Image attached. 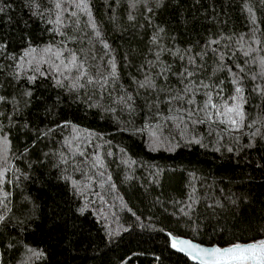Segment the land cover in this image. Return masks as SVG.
Listing matches in <instances>:
<instances>
[{"label": "snow or ice", "instance_id": "obj_1", "mask_svg": "<svg viewBox=\"0 0 264 264\" xmlns=\"http://www.w3.org/2000/svg\"><path fill=\"white\" fill-rule=\"evenodd\" d=\"M172 6L179 10L183 2L103 0L106 11L101 14L96 0H23L20 7L27 9L28 18L13 34L12 24L19 23L13 20V2L0 0V20L6 18L9 25L0 31V264H6L5 252L13 249L24 252L19 264H58L61 253L55 247L26 241L30 230L46 227L49 238L66 250L83 242L75 221L69 238L68 220L56 197L46 204L31 195L36 184L63 187L77 219L95 211L105 246L133 231L120 223L117 200L145 228L109 171L115 146L104 131L84 126L88 117L147 136L150 151L195 145L237 164L252 152H264V0H243L244 31L226 27L228 19H221L215 0L206 5L193 0L192 9H205L203 21L196 12L191 19L181 12L188 33L184 39L167 21L157 22V14ZM207 9L212 26L198 31L208 20ZM35 22L39 35L31 31ZM105 24L121 36L131 32L140 43L121 51L110 42ZM119 153L121 165L137 164L126 158L124 148ZM256 167L264 170V164ZM148 168L149 186L157 188L166 171H175ZM188 175L183 198L169 197L173 211L164 206L162 192L153 199L184 231L148 227L164 233L166 248L182 254L185 264H264V224L249 240L231 239L226 246L203 238L209 235L206 221L238 218L252 206V194H226L227 185L217 188L214 183L205 189L195 172ZM135 179L128 172L122 183ZM212 232L224 233L226 227L218 224Z\"/></svg>", "mask_w": 264, "mask_h": 264}, {"label": "trees", "instance_id": "obj_2", "mask_svg": "<svg viewBox=\"0 0 264 264\" xmlns=\"http://www.w3.org/2000/svg\"><path fill=\"white\" fill-rule=\"evenodd\" d=\"M12 2L15 9L12 12L13 20L19 21V23H13L10 30L16 34L19 29L23 28V20L28 18V12L27 9L20 7L23 0H12ZM182 2L183 7L179 10L172 6L157 14V22L160 20L167 21L176 30L178 39H184L188 35L181 23L180 13L184 12L185 16L191 19V13L196 12L190 7L193 0H182ZM210 2L212 0H202V4L205 5ZM242 2L243 0H215V6L221 19H228L226 27L236 31L246 30L247 21L244 13L240 10ZM96 3L97 7L100 8V13L103 14L106 11L101 7L103 0H96ZM221 4L224 5L223 9H221ZM204 12L203 7L199 12H196L202 21ZM207 12L208 20L204 21L202 26L198 25V31H202L204 27L210 28L212 26L211 10L207 9ZM225 12L227 13L226 17ZM105 26L109 29L110 42L114 47H119L121 51L130 46L136 47L140 43L139 38L132 36L131 32L121 36L119 31H112L110 25L105 24ZM39 28V22L32 23L31 31L34 35H39ZM4 30H9L6 18L0 20V31ZM129 39L132 41L131 45L127 43ZM145 39H147L146 36ZM89 125L104 131L107 134L106 138L111 140L112 145L115 146L112 150L116 152V157L111 163L109 171L117 183L120 194L124 195L125 200L128 201V206L141 216L145 228L142 230L135 223V218L131 216V213L123 210L120 207V201L117 200L114 210L120 218V223L124 226H132L133 231L122 234L113 243L105 246V243H102V240L106 242L107 239L105 230L103 225L97 222L99 217L95 211L77 219L72 211L75 204L66 203L70 194L66 193L63 187L52 184L50 188L41 189L39 184L33 185L30 189L31 195L40 198L43 203L50 204L52 197L57 198L63 209V214L68 220L69 238H73L71 233L75 231L73 221L76 223V229L80 230V235L84 238L79 246L73 245L70 246V250H66L64 244L49 238L46 227L35 232L30 230L24 234L26 241L34 247H44L45 245L55 247L61 253L56 258L58 264H107L109 261L115 262L120 257L127 258L128 256L133 257L129 264H185L186 258L182 254L166 248L165 234L153 231L148 226L154 225L156 229L184 231L177 220L164 212L160 205H153V199L155 196L161 195L162 192L161 199L165 202L164 206L167 207L168 212L173 211L169 197L183 198V194L187 191L186 185L190 179L188 175L190 171L196 173L198 184L201 180L204 181L205 189L207 185L213 183L217 188L227 185L226 194L227 192L247 191L252 194L253 198L252 206L245 209L238 218L228 221H216L215 219L206 221L209 224L206 229L209 235L203 237L205 240L225 246L231 239L247 241L256 235L257 229L264 224V212H262V206H264V174L262 173L264 170L256 167L257 164H264V159H262L264 152H252L237 164L235 160L220 159L218 154L195 145L178 149L175 152L150 151L147 136L141 138L138 135H133L130 131H119L115 124L105 126L103 121L95 120L92 117L84 120V126ZM119 148H124L127 154L126 158L130 157L137 164L131 168L127 165H121ZM108 159L113 160L111 157ZM140 165H144V167ZM150 165L169 170L175 169V171H166L160 178L161 187L157 188L155 185L149 186L148 183V166ZM128 172L132 173L136 179L131 183H122L125 173ZM141 184L144 185L143 188L140 186ZM145 188L148 189L147 192ZM113 195L115 194L113 193ZM215 195H220V193L216 192ZM109 220H112L111 216H109ZM218 224L225 225L226 232L213 233L212 228ZM113 226L116 227V224L113 223ZM89 241L92 243L89 244ZM0 251H4L3 245H0ZM136 253H140V255L136 256ZM157 255L161 257L159 262L155 260ZM23 257L22 249L19 252L15 249L5 252L6 264H19Z\"/></svg>", "mask_w": 264, "mask_h": 264}]
</instances>
